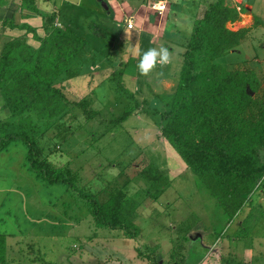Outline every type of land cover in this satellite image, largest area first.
I'll list each match as a JSON object with an SVG mask.
<instances>
[{"label": "rangeland", "instance_id": "1", "mask_svg": "<svg viewBox=\"0 0 264 264\" xmlns=\"http://www.w3.org/2000/svg\"><path fill=\"white\" fill-rule=\"evenodd\" d=\"M103 1L108 0H40L49 10L70 7L65 18L72 17L80 31L91 35L84 33L96 48L84 59L89 60L84 69L88 73L65 89L73 101L89 98L94 113L75 109L44 137L46 153L55 150L58 166H69L71 189L39 180L28 167L24 144L0 152V233L8 236V264H224L229 255L243 264H264L262 197L255 196L254 204L229 216L162 135V115L171 109L181 77L183 41L191 36L194 19H201L216 0H169L172 19L185 27L175 34L179 41L167 37L157 46L174 53L166 72L173 84L165 92L154 87L165 75L162 66L147 77L136 67L143 52L152 48L146 33L126 28L114 33V27L104 24ZM143 1L152 6L158 0ZM231 1L237 6L241 0ZM255 14L262 16L259 25L244 11L240 21L228 24L232 30L249 29L247 36L216 65L203 69L248 70L252 95L263 96L264 0ZM115 38L111 53H105L102 44L108 48ZM92 63L98 65L96 72L88 69ZM122 70L123 80L114 76ZM132 77L140 82H131ZM9 116L8 109L0 112V119ZM150 165L164 172L166 186L154 188L141 177ZM118 190L125 192V209L141 229L137 237L93 220V200L104 204Z\"/></svg>", "mask_w": 264, "mask_h": 264}, {"label": "trees", "instance_id": "2", "mask_svg": "<svg viewBox=\"0 0 264 264\" xmlns=\"http://www.w3.org/2000/svg\"><path fill=\"white\" fill-rule=\"evenodd\" d=\"M22 7L39 12L36 0H22ZM241 11L247 10L234 6L231 0H216L194 22L191 36L183 41L181 77L171 109L162 115L164 139L231 217L248 203L254 204L255 196L262 197L264 209V95H252L248 70L223 73L203 67L216 65L217 59L247 36V28H228L229 23L240 21ZM10 27H15V22L10 20ZM44 28L47 35L40 39L38 49L18 37L5 44L0 57L3 109L11 115L0 119V152L14 143L24 144L28 167L39 180L71 189L69 166H58L56 151L46 153L43 141L46 131L62 125L73 110L82 109L85 115L93 111L91 100L72 101L58 84L86 41L70 30L55 27L53 16L44 18ZM100 36L105 37L103 33ZM118 74L121 77L122 71ZM141 177L154 188L168 184L164 172L155 165L145 168ZM125 197V192L118 190L104 204L94 199L93 220L97 226L137 237L141 229L126 211ZM7 238L0 233V264L9 263ZM224 264L243 262L229 255Z\"/></svg>", "mask_w": 264, "mask_h": 264}, {"label": "crops", "instance_id": "3", "mask_svg": "<svg viewBox=\"0 0 264 264\" xmlns=\"http://www.w3.org/2000/svg\"><path fill=\"white\" fill-rule=\"evenodd\" d=\"M260 2L261 0H241L240 2H238V5H240L242 8H245L247 10L246 12L253 16V19H258L259 17L262 18V16L255 14V9L256 5ZM44 5L41 6L40 0H36V6L39 12L34 13L28 8L22 7V0H0V57L4 50L5 44L18 37H24L27 40L28 45L32 46L35 49H38L41 45L40 39L45 38L47 35V32L44 28V18L47 16H53L55 27L62 28L64 30H70L86 41L84 50L77 56L68 70L58 80V84L62 87L64 93L70 99L71 96L69 95L67 89H65L67 88L66 84L71 83L73 79L79 78L82 74L86 75L88 73V71L85 72L84 69L87 64L86 62H88L89 60L84 62V59L92 56L96 48H91L92 46H90V42L87 40L86 36H84V33L89 34L87 30L82 29V31H80V29L74 24L75 21L71 19L72 17H69L68 19L65 18L66 13L70 7L62 5L60 8L56 7L52 10H49V8ZM167 5V11L158 13L152 9L149 2L146 4L143 0L103 1V6L107 11V14L104 15L105 19H103V21L104 24H107L109 28L114 27V33L117 32V34H121V30H123L124 28H126L129 32H131L130 30L137 29L140 32L141 36L142 34L146 33L149 43L153 48L160 45L162 40L167 37H171L176 41H179L175 34H177V32H181V27L183 29L185 27V25L180 24L178 18L175 17L174 19H172L173 5L169 0H166V7ZM131 18L134 25L133 28H129L126 22ZM63 19L64 21L66 20V22H68L67 25L64 24ZM196 19H199V17L195 18L194 22L196 21ZM10 20L15 22V27H10ZM115 41L116 38L108 48L104 44H102L104 47V51H106L105 53H111V50L115 46ZM95 42L100 43L97 39L95 40ZM169 67L170 64L162 66V68L164 69L163 74L165 75H162V77L157 79V81L154 83L155 90L165 92V90L168 89V86L173 84L172 76L166 73ZM89 68L92 71L96 72L98 69V65L92 63V65L88 67V69ZM114 76L118 77L117 72H115ZM120 78L121 80H123L122 76ZM131 82L138 83L140 82V80L137 77H132ZM140 89L141 88L139 87L137 91H140ZM83 99L89 98L85 97ZM1 111L3 112V108L0 109V112Z\"/></svg>", "mask_w": 264, "mask_h": 264}, {"label": "clouds", "instance_id": "4", "mask_svg": "<svg viewBox=\"0 0 264 264\" xmlns=\"http://www.w3.org/2000/svg\"><path fill=\"white\" fill-rule=\"evenodd\" d=\"M166 6V0H159V3L155 4L153 7L164 12ZM174 53L169 50L168 47L161 45L160 47H153L145 50L140 56L137 63V70L142 76L151 75L157 66H166L172 62Z\"/></svg>", "mask_w": 264, "mask_h": 264}, {"label": "built area", "instance_id": "5", "mask_svg": "<svg viewBox=\"0 0 264 264\" xmlns=\"http://www.w3.org/2000/svg\"><path fill=\"white\" fill-rule=\"evenodd\" d=\"M157 3H159V1L154 2V3L152 4L151 7H152V9L155 10L156 12L161 13L160 11L156 10V9L153 7V6H154L155 4H157ZM166 9H167V7L165 6V10H166ZM165 10H164V11H165ZM127 23H128V27H129V28H133L134 25H133V22H132V18L129 19V20L127 21Z\"/></svg>", "mask_w": 264, "mask_h": 264}]
</instances>
